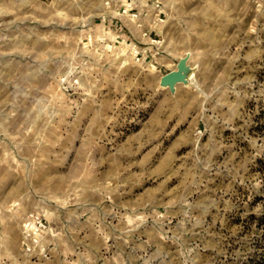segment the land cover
Listing matches in <instances>:
<instances>
[{
  "label": "rangeland",
  "instance_id": "rangeland-1",
  "mask_svg": "<svg viewBox=\"0 0 264 264\" xmlns=\"http://www.w3.org/2000/svg\"><path fill=\"white\" fill-rule=\"evenodd\" d=\"M0 264H264V0H0Z\"/></svg>",
  "mask_w": 264,
  "mask_h": 264
},
{
  "label": "bare ground",
  "instance_id": "bare-ground-1",
  "mask_svg": "<svg viewBox=\"0 0 264 264\" xmlns=\"http://www.w3.org/2000/svg\"><path fill=\"white\" fill-rule=\"evenodd\" d=\"M179 69L181 71H179L178 69L173 70L170 73H168L166 76H164V77H166V79L168 80L169 83L173 84V83L183 79V74H182L183 69H181L180 67H179Z\"/></svg>",
  "mask_w": 264,
  "mask_h": 264
},
{
  "label": "water",
  "instance_id": "water-1",
  "mask_svg": "<svg viewBox=\"0 0 264 264\" xmlns=\"http://www.w3.org/2000/svg\"><path fill=\"white\" fill-rule=\"evenodd\" d=\"M179 67L181 68V69H184V61H181L180 63H179ZM163 82L165 83V84H170L169 82H168V80L166 79V77H163Z\"/></svg>",
  "mask_w": 264,
  "mask_h": 264
}]
</instances>
